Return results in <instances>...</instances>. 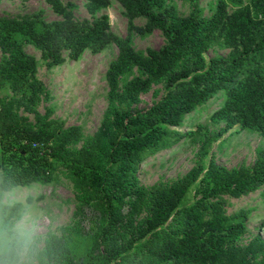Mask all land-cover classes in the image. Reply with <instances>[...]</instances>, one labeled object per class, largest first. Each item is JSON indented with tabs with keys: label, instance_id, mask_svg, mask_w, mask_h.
<instances>
[{
	"label": "trees",
	"instance_id": "16d2710c",
	"mask_svg": "<svg viewBox=\"0 0 264 264\" xmlns=\"http://www.w3.org/2000/svg\"><path fill=\"white\" fill-rule=\"evenodd\" d=\"M116 1L126 18L125 36L111 30L106 14L95 15L110 0H84L90 19L76 18L74 4L63 0H45L58 16L54 19L41 9L0 14V90L12 92L0 100V264L14 260L15 242L3 233L21 211L20 201L4 200L6 193L53 183L58 168L69 174L81 207L96 217V225L51 237L43 250L45 264H264V257L258 259L264 250L259 236L245 246L232 245L246 232L250 209H229L228 199L257 192L264 203V149H256L251 166L229 169L212 157L202 162L211 138L232 127L264 136V0H215L209 15L198 0H182L192 4L186 15L178 13L174 0ZM137 18L144 23L136 24ZM154 30L164 39L159 48L133 47L134 35ZM27 44L48 68L76 60L85 50L117 48L104 74V117L79 148L70 146L81 136L79 125L65 127L51 118V106L38 112L49 92ZM215 47L228 49V56L206 60L205 52ZM160 83L164 93L158 100L147 108L133 106ZM216 98L220 106L210 121L223 126L217 135L205 136L198 164L167 187L140 185L143 159L199 135L200 127H175ZM20 110L33 113L34 121ZM192 185L194 199L187 203ZM142 206L148 215L134 224Z\"/></svg>",
	"mask_w": 264,
	"mask_h": 264
},
{
	"label": "rangeland",
	"instance_id": "374dc122",
	"mask_svg": "<svg viewBox=\"0 0 264 264\" xmlns=\"http://www.w3.org/2000/svg\"><path fill=\"white\" fill-rule=\"evenodd\" d=\"M71 1L76 18H91L84 7V0ZM215 0H198L197 5L209 15ZM180 15H186L192 8L188 1L174 0ZM41 9L47 19L58 16L52 11L45 0H0V14L16 16ZM106 14L111 30L119 35H126V18L122 15V8L116 0H110L109 6L101 9L95 15ZM136 24H143L144 19H135ZM164 42L159 30H154L144 37L133 36L132 45L136 50L145 51L147 47L159 48ZM25 51L35 56L37 60V77L49 92V99L37 105V110L44 113L46 106H51V118L60 120L63 125H79L81 136L70 146L79 148L88 140L100 125L108 106L107 84L104 74L109 62L116 56L117 48L110 44L101 52L93 54L85 50L78 59L66 58L62 64L48 68L40 58L38 50L31 45H25ZM220 55L228 56V49L211 48L205 52L206 60ZM128 78V77H126ZM125 79V78H124ZM120 80V85L122 81ZM164 93V84H155L147 92L142 93L140 101L133 106L142 109L158 100ZM12 92L8 89L0 90V100H8ZM220 106V98L210 99L205 105L190 114L185 115L181 125L175 127L179 131L197 130L200 134L185 137L161 149L153 156H146L139 165L138 183L149 190L155 184L169 186L176 179L182 177L200 158L199 152L205 136L212 137L219 133L223 124H214L210 115ZM19 114L30 121H34V114L19 111ZM203 133V134H202ZM264 149V136L249 130H237L232 127L220 134L218 138H211L207 148V155L202 159L205 164L211 157L226 168L240 165L251 166L256 159V149ZM55 181L50 184H36L14 188L6 193L4 200L8 202L20 201L21 211L13 220L10 231L3 233L5 239L15 242L14 260L11 264H45L43 250L46 242L53 236L63 237L74 231L93 230L96 217L87 209L81 207L78 191L73 185L69 174L63 169L55 170ZM193 188L188 191L185 202L193 201ZM31 197V201L27 200ZM231 202L229 209L246 207L250 209L247 219L246 232L233 241L234 246H245L255 236L264 241V203L258 193L239 198L228 197ZM148 215L142 206L140 214L134 224ZM21 226H24L23 229ZM264 257V250L258 252V259Z\"/></svg>",
	"mask_w": 264,
	"mask_h": 264
},
{
	"label": "clouds",
	"instance_id": "9594fccd",
	"mask_svg": "<svg viewBox=\"0 0 264 264\" xmlns=\"http://www.w3.org/2000/svg\"><path fill=\"white\" fill-rule=\"evenodd\" d=\"M23 227H24V226H21V228H22V229H23ZM20 264H24V262H23V261H21V262H20Z\"/></svg>",
	"mask_w": 264,
	"mask_h": 264
}]
</instances>
